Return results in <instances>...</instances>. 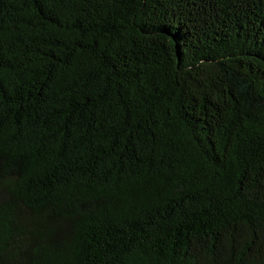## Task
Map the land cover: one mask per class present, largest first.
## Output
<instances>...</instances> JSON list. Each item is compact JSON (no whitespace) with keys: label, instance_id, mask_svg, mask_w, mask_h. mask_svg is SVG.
<instances>
[{"label":"trees","instance_id":"16d2710c","mask_svg":"<svg viewBox=\"0 0 264 264\" xmlns=\"http://www.w3.org/2000/svg\"><path fill=\"white\" fill-rule=\"evenodd\" d=\"M0 264H264V0H0Z\"/></svg>","mask_w":264,"mask_h":264}]
</instances>
